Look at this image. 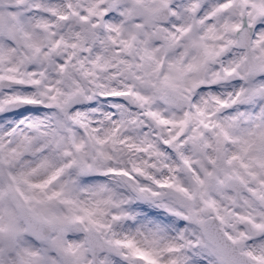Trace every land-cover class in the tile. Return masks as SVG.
<instances>
[{"label":"snow or ice","instance_id":"obj_1","mask_svg":"<svg viewBox=\"0 0 264 264\" xmlns=\"http://www.w3.org/2000/svg\"><path fill=\"white\" fill-rule=\"evenodd\" d=\"M0 264H264V0H0Z\"/></svg>","mask_w":264,"mask_h":264}]
</instances>
